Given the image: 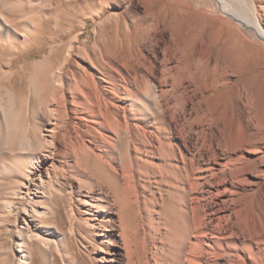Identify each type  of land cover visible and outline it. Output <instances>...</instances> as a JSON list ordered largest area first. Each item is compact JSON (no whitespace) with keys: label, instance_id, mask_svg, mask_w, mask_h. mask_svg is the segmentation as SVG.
I'll return each mask as SVG.
<instances>
[{"label":"bare ground","instance_id":"6f19581e","mask_svg":"<svg viewBox=\"0 0 264 264\" xmlns=\"http://www.w3.org/2000/svg\"><path fill=\"white\" fill-rule=\"evenodd\" d=\"M94 1L121 4L104 34L122 44L93 66L108 86L85 72L54 90L28 190L48 207L25 209L22 228L49 223L34 237L56 242L62 264H78L73 238L92 264H264V77L238 57L242 41L264 47V0H179L212 22L197 59L140 0ZM210 45L215 57L203 59ZM65 195L78 207L60 206ZM23 243L19 264L31 258Z\"/></svg>","mask_w":264,"mask_h":264},{"label":"rangeland","instance_id":"374dc122","mask_svg":"<svg viewBox=\"0 0 264 264\" xmlns=\"http://www.w3.org/2000/svg\"><path fill=\"white\" fill-rule=\"evenodd\" d=\"M140 3L145 9L156 12L157 18L163 19L170 28L174 27L175 33L181 32L182 38H188L189 57L197 59L194 43L210 29L209 19L190 11L184 13L185 6L179 0H140ZM120 7L117 2L98 6L94 0H0V264H19V251L26 250L23 242L28 243L31 253L27 264H62L55 249L56 242H52L49 249L34 237L36 232L48 229L49 223L31 233L22 228L25 209L48 207L45 202L30 200L28 192L32 190L36 175L40 174L38 171L36 175L30 174L43 151L39 127L51 121L52 94L57 95L58 91L54 90L61 89L70 75L78 78L85 72L91 73L100 85L108 86L102 82L105 78L94 65L106 60L122 44L104 34L110 31ZM200 23L205 26L203 30L199 29L202 28ZM143 39L138 36L137 42ZM73 41L75 43L68 50ZM238 50L240 69L245 74L251 70L258 78L264 77V47L259 43L249 48L242 41ZM215 54L216 50L210 45L200 56L210 59ZM204 69L208 72L210 68ZM216 75H208L207 82L220 78ZM228 88H220L212 96ZM68 99L71 100L70 95ZM258 103L262 105L263 101ZM62 134L58 131V135ZM63 173L66 176V172ZM58 203L69 210L74 202L71 196L65 195L63 202ZM73 206L78 207L76 203ZM129 211L122 210L126 225ZM30 219L41 225L39 217L30 215ZM161 222L163 240L165 225L163 220ZM63 224L66 230L70 226ZM72 240L69 249L76 255L77 263L92 264L89 250L79 239Z\"/></svg>","mask_w":264,"mask_h":264}]
</instances>
